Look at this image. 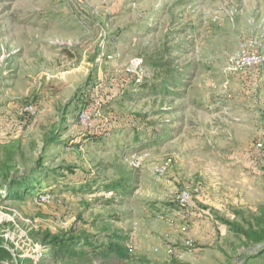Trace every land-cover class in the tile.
Masks as SVG:
<instances>
[{
	"label": "rangeland",
	"instance_id": "374dc122",
	"mask_svg": "<svg viewBox=\"0 0 264 264\" xmlns=\"http://www.w3.org/2000/svg\"><path fill=\"white\" fill-rule=\"evenodd\" d=\"M243 43L264 51V0H0L7 264H264V65L233 69Z\"/></svg>",
	"mask_w": 264,
	"mask_h": 264
},
{
	"label": "built area",
	"instance_id": "2783aa9c",
	"mask_svg": "<svg viewBox=\"0 0 264 264\" xmlns=\"http://www.w3.org/2000/svg\"><path fill=\"white\" fill-rule=\"evenodd\" d=\"M142 64V60L139 58H133L129 63V71H134L139 68ZM264 65V51L257 48V45L252 43H243L239 53L234 57L232 61V66L235 71L247 72L254 68H260ZM28 111L34 112V107L32 105L28 106ZM80 123L85 127H90L92 122V111L89 107L83 108L80 113ZM143 158L137 157L132 165L134 167H140L142 165ZM169 169V163L163 162L157 167V173L159 175H164ZM198 188L193 190H181L177 195L176 199L181 206H188L193 198L194 192H198ZM40 202L50 203L51 197L49 194L40 193L38 196ZM172 251V249H170Z\"/></svg>",
	"mask_w": 264,
	"mask_h": 264
},
{
	"label": "trees",
	"instance_id": "16d2710c",
	"mask_svg": "<svg viewBox=\"0 0 264 264\" xmlns=\"http://www.w3.org/2000/svg\"><path fill=\"white\" fill-rule=\"evenodd\" d=\"M144 86H148V84H144ZM18 180H14L11 183L10 188L14 187V184L17 182ZM27 192V191H26ZM15 195L19 196L20 193L19 191H15ZM49 236V242H48V248L52 247L53 250L51 251L50 256H54L56 254H58L59 251L63 252V253H69V255H74L75 257H77V255H81V254H86V252H80V250H77L76 247L79 245L78 238H72V237H64L58 234H48ZM88 243V241H87ZM92 245V244H90ZM101 246V245H99ZM94 247L95 251H98L99 254L102 255H106L109 253H111V251L113 252H120L118 251L116 247H111V249L109 251L104 250V249H100L99 247ZM56 249H59L58 251ZM120 254V253H119ZM11 252L10 250L4 246L3 244V239L0 238V264H7V261L9 262V259H11Z\"/></svg>",
	"mask_w": 264,
	"mask_h": 264
}]
</instances>
